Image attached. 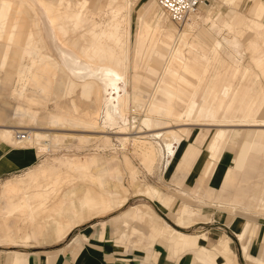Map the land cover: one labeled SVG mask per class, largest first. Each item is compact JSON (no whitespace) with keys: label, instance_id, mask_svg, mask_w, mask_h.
<instances>
[{"label":"bare ground","instance_id":"6f19581e","mask_svg":"<svg viewBox=\"0 0 264 264\" xmlns=\"http://www.w3.org/2000/svg\"><path fill=\"white\" fill-rule=\"evenodd\" d=\"M155 1L160 7L158 1ZM251 1L254 7L252 15L245 14L240 10L242 0H223V3L228 8L237 9V16L234 21L236 29L245 28L247 29L246 31L253 30L256 33L250 39V43H253L255 36L264 28V0ZM130 2V0H104L101 4L94 7L88 0H0L1 51L2 43L5 44L4 50L0 55V82L5 80L11 84L12 92H19L16 87L18 84L21 85V89L19 88L20 97L25 103L18 104L17 110L31 114V120L29 117L30 121H33L40 113L35 107L42 105V108L44 107L45 110H48L49 95L53 90L55 78L57 79L56 76L60 73L65 79H70V82L81 83L83 91L89 96L90 93H95L100 99L99 102L96 101L99 103V107H97L98 110L94 113V116L90 120H81L82 122L79 123L98 124V121L103 119V126H117L118 132L127 133L129 130L128 125L121 119L115 121V117L117 114H119L120 118L127 116L130 102L127 89V72L131 69L132 76L135 79H144L153 88V91L147 93L148 98H144L143 92L145 91L138 87V84L134 83L132 91L134 93L133 103L137 104L138 107L144 106L149 111L147 114L148 118L143 120L144 127H147V130L143 131V129H140L141 131L138 130L137 133L147 131L150 133L133 137H120L119 139L120 144L123 146L127 144L134 146L135 152L146 165L147 171L151 173L165 169L164 167L175 156L184 134L188 130V127L185 126L172 128L171 123L179 126V123H182L186 118L187 122L189 120L195 122L191 123V125L221 127L230 125H264V121L247 118L233 120L223 116L224 112L233 106L234 87H224L220 91H212L208 86L205 87L213 57L210 59L206 56L209 59V65L204 69L199 70L193 65V54L195 53L197 56L202 54L195 52L196 48L194 45L189 44L187 46L184 35L196 31L193 25H199L197 19L201 17V11L205 12V19L204 17L202 18L204 21H208L212 14H215L216 9L212 4L213 0L209 2L203 1L197 10L190 15L192 22L188 23L187 21L182 25L181 29H177V32H174L173 29L166 25L165 17L159 26H153L149 21H145L135 35L132 57H130L131 43L126 36L127 30L125 33L122 30L128 20L127 10L131 4ZM151 3L146 9L148 8L149 10L151 8ZM161 10L163 9L161 8ZM152 12L154 18L159 16L157 8H153ZM135 15L139 19L142 18V14L139 12ZM166 17L167 19L169 18L168 15ZM213 24L215 25L214 22ZM67 27L73 30H88L90 37H93V45L98 46H93L94 49L92 50V46L91 48L88 46L86 48V46L75 43L73 41L75 38L69 41V39L65 38ZM241 30L240 35L246 33L245 30ZM220 31L218 29L216 34H219ZM78 34H80V31ZM81 35L85 34L82 33ZM37 36H39V39H37ZM181 37L184 39L182 40ZM45 38L50 45H53V48L55 47L59 57H55V55L45 51L33 50L34 47L37 48V43L39 41L43 42ZM261 38L264 44V33H261ZM229 42L230 40L226 36L222 38L216 37L214 47L222 48L226 44L228 45ZM180 46L181 48H179ZM216 48H214L215 55L218 51ZM35 51L37 55H35L36 53L34 54ZM26 57L28 62L22 63L25 72L18 75V70L20 71L22 66L21 61ZM237 59L236 61H238ZM153 61H160L161 68L153 66ZM141 62H144L145 67L155 76L154 80L140 75L138 69ZM16 74L17 79L15 77ZM165 77L176 81V85L168 84L165 81ZM31 81L35 89L27 88ZM66 88L68 90V87ZM87 94L85 97H87ZM153 114H158V117L161 115L163 117L160 116L162 120L158 119V117L153 118ZM47 119L49 121L57 120L58 122L80 121L76 118L70 119L67 116L52 112L47 114ZM25 120L29 122L28 118H25ZM210 120L214 123H205V121ZM184 123L186 124V122ZM188 125L190 124L186 126ZM221 127L217 129L212 147H210L213 160L217 158L221 145L229 134L228 128ZM248 129L233 130L232 133H234V137L241 134L243 139L248 142L251 141L249 144H252L255 138L259 139V144H264V130ZM56 137L55 135L52 136L51 134L31 130L29 133L18 132V130L12 128H5L0 131L2 142L14 147H36L38 154L46 150L42 145L47 140L52 141L51 138ZM110 140L107 139V143H105L107 146L105 147L114 146ZM249 146L251 147V145ZM99 157V153L85 156L83 159L79 156H67L58 159L59 165L45 161L34 169L29 168L24 175L7 178L0 190L1 198H4L6 202L5 207H0V246L5 244L6 246L22 245L29 247L31 244H35V246L54 244L65 240L73 230L89 220L90 217H96L102 212L104 214V211H109L110 205L115 201L113 199L114 188H112L113 190L110 188V190L103 191L99 190L100 185H98L99 187L97 186V189H94L95 186L92 185V187L90 186L92 189L87 187V192H83L86 186L83 185L85 186L83 188L82 184H79V180L85 181L89 178V182L93 181V179H101L99 178L100 175L96 177L98 173L95 172V174L92 170L93 166L99 161ZM113 165L117 166V163ZM62 168L67 170L64 171ZM101 171L108 173L110 170L105 165ZM160 176L162 178V174ZM91 182L88 183V186L93 184ZM79 185L83 189H80ZM140 186V190H137L143 196H150L155 200L161 199L162 192L158 187L148 183H143ZM76 188L82 194L78 195V204L74 203L75 201L71 202L72 194L76 198L77 191L75 190L76 194L74 192L69 193L70 190L74 191ZM118 191L120 192V189ZM121 191L126 192L124 189ZM122 197L120 198L121 200ZM125 202L123 198L122 204ZM69 205H72V209H75V217V212H72ZM108 206L110 207L109 210H107ZM72 213L73 215L70 217ZM76 217H80V219L76 220Z\"/></svg>","mask_w":264,"mask_h":264},{"label":"rangeland","instance_id":"374dc122","mask_svg":"<svg viewBox=\"0 0 264 264\" xmlns=\"http://www.w3.org/2000/svg\"><path fill=\"white\" fill-rule=\"evenodd\" d=\"M130 1H131L130 2L131 4L129 5V8L127 10L128 20L126 24H124L125 26L123 25L124 28L126 29L122 28V30H124V33L127 30L126 36L127 38H129L130 43H131L130 44V57H132L133 41L135 39V35L138 32V30L141 29L142 24H144L145 21H149L150 24H152L153 26H159L161 22L163 21V18L165 17L166 19L164 18V21L165 20L167 21L166 25L170 27L171 29H173L174 32H177V29H181L183 27L182 25L179 26L177 23L173 22L170 18L167 19L166 17L167 14L163 10H161V8L156 4L155 0H130ZM220 1L213 0L212 4L214 5L215 9H218L219 2L223 3V0H220ZM150 3H151V6H150L151 8L148 10V8L146 9V7L149 6ZM252 4L253 2L251 0H242V3L240 5V10L245 14H249ZM153 8H157V11H159V16L157 18H154V15L152 12ZM221 11L223 12V15L226 14L228 12L227 7L226 6L221 7ZM137 12L142 14L141 16L142 18L140 19L137 18V16L135 15ZM201 14L204 15L205 12L201 11ZM204 19L200 20L199 25L198 24L193 25L194 28H197L195 31V34H198V32L201 31L203 28L208 29L211 26L213 21H215L218 25L223 27L227 20V17L226 16H223V17L217 16L214 18L212 17L211 20H208V21H204ZM191 22L192 20L190 17V19L188 20V23H191ZM241 29L245 31L247 30L245 28H241ZM161 30H162V27H161ZM79 31H80V34H78ZM82 33L85 35H81ZM261 33H264V28L261 30ZM222 34L223 36H227L231 39H233L234 37V32H232V30L230 29H224ZM80 35L83 37H81ZM185 35L184 37H186ZM65 36H66L65 38L69 39V41L75 38L73 40L75 43L82 45L84 47L86 46V48L88 47L91 48V46L92 47L94 46L92 42L93 37H90L91 35L88 30H73L67 27V34ZM245 37L248 39L253 38L254 33L248 30L243 38ZM37 39H39V36H37ZM181 39L183 40L184 38L181 37ZM4 47H5V44L2 43V46H1L2 51L0 50V55L3 52ZM94 47L92 48V50L94 49ZM34 48L33 50L45 51L47 53H51L55 55V57L57 56L59 57L57 51L55 50V47L53 48V45H50V43L46 40V38L44 39L43 42L39 41L37 43V48L36 47ZM179 48H181V46ZM206 53H209V52L206 51ZM34 54L37 55V52L35 51ZM225 58L229 60L230 57L228 58L225 57ZM241 60L243 61L244 67L252 65L250 52L247 48L243 52V58L241 57ZM27 62H28L27 57L22 59L21 61L22 66L20 67V71L18 70V75L19 73L23 74L25 72V68L23 67L24 66L23 64ZM229 62L233 64V67H236V63H234L233 59L229 60ZM152 63L154 64L153 66H155L156 68H159V69L161 68L160 61H153ZM202 63L209 64V60L203 59ZM218 65H219L218 60L214 59V61L212 62V69L208 75L205 87L210 82L212 76L215 73L217 74L219 70L222 69L221 65H219V67ZM138 71L140 75L144 77H150L153 80L155 78V76H153L150 73V71L145 67L144 62L140 63V67ZM132 75H133L132 70L129 69L127 72V82H128L127 89L129 92L130 102L128 105L127 116L124 118H120L119 114H117L115 117V121L121 119L123 122H125L128 125L129 130L127 133L118 132L117 126L116 127L115 126L105 127V125L103 126V119H100L98 121V124L79 123V122H82L81 120H85V119L90 120V118L94 116V113L98 110L97 107H99L98 102L100 99H98L99 97H97L95 93L93 94L90 93V96H89V94L83 91L81 83L76 82L77 83L76 84L72 81L70 82V79L68 78L65 79V77L63 75L61 76L60 73L59 75L56 76L57 79L55 78L56 81L54 82L53 90L51 91V94L49 95L48 110L47 109L45 110L44 107L42 108V105L35 107V109H38L40 113L37 117H35L33 121H30L31 114L24 113L22 110H17V108L15 109L16 105L25 103L24 101H22V97H20L21 92L19 88L21 89V85L18 84L19 87L18 86L16 87L19 92H12L11 84L7 83L5 80H3L4 83L0 82V131L5 128H12L14 130H18V132L20 131V132L29 133V131L31 130V131L51 134L52 136L54 135L57 136L56 138H51L52 141L47 140V142L44 145H42V147H45L46 150L41 152V154L39 153L36 159L34 160V162L22 165L21 167H18L12 171L0 174V190H1V187L4 181L7 178L24 175L29 170V168L34 169L35 167L43 164L45 161L51 162V163L54 162V164L59 165L58 163L59 158H65L67 156H70V157L79 156V157H82L83 159V157L90 156L91 154H95V153H99L100 157H99V161L96 163L95 166H93L92 170L94 171V173L95 172L98 173L96 177H99L100 175L99 178L101 179L100 180L93 179V181L91 180L92 182L91 181L88 182L89 178L86 179L85 181L79 180L80 185L82 184V186L83 185L86 186V188H84L85 186H83V188L85 189L83 192H87L86 189L88 188L92 189L91 188L92 185L95 186V188L93 186L94 189H97V186L100 185V187L98 186L100 188L99 190H103V191H106L107 189L110 190V188L111 190H113L112 188H114L115 190L114 196H113V199L115 201L112 204L114 206L110 205L111 208L108 206L107 210H109V208L110 210L107 212L104 211L105 215L102 212V214H98V216L96 215V217L95 216L90 217L89 220L85 218L87 221L83 222V224H80V226H78L75 230H73L65 240H62L54 244H44V245H36V246L35 244L34 245L31 244V246L29 247H25L22 245L21 246H9V245L6 246L5 244H3L2 246H0V255L9 256V255H12V251H17L18 253L53 251L61 246L66 245V243L73 241L77 237L78 238L76 240L78 242L83 243L84 241V244H85V242L90 240V235L92 234L91 230H93L94 228L101 227L102 226L101 221L108 220L109 222L112 221L113 228H117V227L119 228V230L116 231L118 235V241L121 238V233L124 232L126 233L125 235L126 238H124L123 244L127 245V247L130 244H134L133 246L134 248H136V250L137 248L139 250L140 249L143 250L149 245L151 241H154V239L152 238L153 227H160L161 229H164V228L168 229L166 226V223H168L172 228L179 230L188 235L207 232L209 235V239H210L209 242L207 241L209 246H211L212 244H215L220 239V237L224 235H228L231 238L230 246L233 250V253L236 255V260L238 264H258L256 262L248 260L245 257L242 246H241L242 245L241 241L237 238L236 236L237 232L232 228L231 221L234 218H241L245 221L250 220V222L254 226L256 225L255 231L248 232L246 244L247 246H249L248 252L251 256L262 257L264 259V212H262L261 209H256L255 207L254 208L252 207L250 210H245V209L242 210L243 208L239 207L237 212L230 211L229 208L228 209H222V208L218 209V208H215L216 207L215 205H213V204L218 203L219 200L217 198H212L207 193H203L204 190H202V192L197 195L190 189V186L194 185L195 182L198 183L203 178H205L206 167L205 165H202V162L204 160V157L208 158V154L210 153V149H209L210 144L208 143H209V140L212 136L214 129L215 128L219 129V127L221 126H212V125L199 126V125H194V124L191 125V123H195V122L193 121L191 122L189 120L188 121L189 123H188L186 118L182 123H179V126L175 125L174 123H171L172 128H179V127L185 126V127H189L190 131L194 133L199 132V128L201 127L203 133L206 135V137H201L198 141H196L195 144L198 148V153L194 156V158H192V160L190 161V164L186 166L184 169L180 171H176V172H175V166H174L176 160L173 161L172 165L167 170H163V171L157 170V172L155 171V173L148 172L146 165L142 162L137 152H135L136 150L134 149V146L132 144H127L124 146L120 144L121 143L119 139L120 137H133V136H140L142 134L145 135V133L147 134L150 133L148 131L137 133L138 130L141 131L140 129H143V131L147 130V127H144L145 124L143 120L145 118H148L147 114L149 113V111L144 106L138 107L137 104L133 103L132 98H133L134 93L132 91H133L134 83L138 84V87L142 88L145 91L143 92L144 98H148L149 96L147 93L153 91V88L147 82H145L144 79L137 80ZM15 77L17 79V74L15 75ZM165 81L168 82V84H172L174 86L176 85V81L169 79L168 77H165ZM32 83H33L32 81L29 82V85L27 86V88L35 89V86ZM15 85L17 84L15 83ZM238 85H239V79H236L235 86H238ZM122 86L125 87L124 84H122ZM257 86L258 88L260 86H263V89H264V78L263 77L261 78V81ZM66 87H68V90ZM86 94H87V97H85ZM95 107H96V110H95ZM50 112L67 116L70 119L76 118V119H79L80 121L69 120V121L58 122L57 120H54V121L50 120L51 121L50 122L49 119H47V114ZM157 115L158 114L156 115L153 114L152 116L153 118H157L158 117ZM160 116L161 115H159L158 119L162 120L163 117L161 116L162 117L161 118ZM29 117H30V120H29ZM25 118L26 119L28 118L29 122H27V120L24 121ZM184 122H186V124ZM205 123L210 124L214 122L210 120L207 122L205 121ZM187 124H190V125L186 126ZM221 128H229V129L241 128L242 129V128H249V127L225 126ZM253 128L255 127H252L250 129H253ZM107 139H111L110 141L112 142V144H114V146L112 145L111 147H105L107 146L105 144L107 143ZM1 141L2 139L0 138V163L2 162V160L7 158V154H8L7 151L9 149H16V148L19 149V147H14L12 145H8L5 142H1ZM186 142H189V141H186ZM240 146L241 144L227 145V147H231L233 149L229 150L230 158L226 160V163L228 165L225 169V173L222 174L220 178V182L217 185V188H221L222 184L225 183L228 172L232 170L233 167L236 166L235 160L232 158L238 152V150L240 149ZM34 149H37V148L34 147ZM180 152H181V148H179L178 156ZM253 154L254 153L251 152V155ZM224 155H225V150L219 153V156H221L220 160H222ZM8 162L9 164L10 163L13 164V161H11L10 159ZM116 163H117V166H114L113 164H116ZM258 164L261 167L260 170L252 171L249 178L246 180V182L244 181L243 183L241 180L244 178L243 170H233L234 178L232 179V182L231 181L228 182L230 184H228L227 187L232 191L235 185L240 182L244 185V187L247 190V194L249 195L253 193L254 189L257 188V185L260 187L264 186V177L260 175L261 170L264 172V157H262L259 160ZM105 165L109 167L110 171L108 173H103L101 171ZM5 167L8 168L7 165H5ZM62 169L64 171L67 170L66 168H62ZM200 170H201V173L197 176V172H199ZM160 174H162V178ZM211 177H212V172L207 174L206 180H210ZM87 182L88 183L91 182L93 184H89L88 186ZM143 183L154 185L161 190L164 196L172 197L173 204H171V207H166V206L161 205L160 203H157V201L150 196H147V197L143 196L142 193L139 191L141 188L140 185ZM178 183L182 185L180 188L178 187ZM82 186H80V189L82 188ZM117 188L120 189V192L118 191L119 189ZM121 188L124 189L126 192L121 191L122 190ZM181 188L186 191L185 194L181 192L182 190L180 191ZM78 191H79L78 188L74 189V191H71V190L69 191V193L71 192L77 193V194L75 193L77 195L76 198H74L75 196L73 197V194H72L71 202L75 201L74 203H77L79 201L78 195L80 196L82 194H80L79 193L80 191L79 192ZM120 193H121V196H123L122 200L120 199L121 198ZM255 194H257V191L255 192ZM83 195H85V193H83ZM123 198L127 202V203L125 202L126 204L125 203L122 204ZM248 200H249L248 197H245V199L242 201L243 204L244 203L246 204ZM5 205H6L5 199L1 198V194H0V207H5ZM137 205H140L143 208L144 213H147L150 218L149 217H146L145 219L136 218L132 220L131 227L135 226L138 228V231H139V232H133L131 230V227L128 228L123 225V221H124L123 217L130 218L136 212L135 207ZM180 206L182 207L188 206L189 209L191 210L194 209L198 213L196 218H199V219L196 220L195 223L192 224V226H190L189 228H183L175 224L174 214L176 212V209H178ZM69 208L72 209V205L71 206L69 205ZM211 210H214V211H211ZM72 212L74 213L75 209H72ZM85 212L87 213V215H89L87 211ZM67 213H69V211H67ZM73 213L71 214V216L69 215L70 213L68 215L72 217ZM75 214L76 212L74 213V217H75ZM113 217H116V219L119 220L120 223L118 224V226H116V223L115 224L113 223L114 221ZM154 217L159 219L158 224L153 219H151ZM202 217H209V220L201 219ZM75 219L79 220L80 217H76ZM155 242H161L164 244L168 243V241L162 237H158L157 240H155Z\"/></svg>","mask_w":264,"mask_h":264},{"label":"crops","instance_id":"0c3cea01","mask_svg":"<svg viewBox=\"0 0 264 264\" xmlns=\"http://www.w3.org/2000/svg\"><path fill=\"white\" fill-rule=\"evenodd\" d=\"M88 1L90 2V4H92V6L96 7L104 0ZM223 6L227 7V5H225L224 3L219 2L218 10L216 9L215 14H212L211 16V18L217 16H226L227 20L223 27L213 21L215 25L212 22L211 26L208 29L203 28L198 32V34H195V32H193L185 35L187 46L189 44L194 45L196 48L195 52L202 54L200 56H197L195 53L193 54V65L200 70L209 65L202 63L203 59H208L206 58V56H208L210 59L213 57L212 62L214 61V59H217L222 69L219 70L217 74L215 73L212 76L210 82L207 85L208 88H210L212 91H220L224 87H234L235 94L233 106L231 109L226 110L223 116L231 118L233 120L247 118L256 121H264V89L262 86L259 87L260 89L257 86L260 83L261 78H264V44L262 43L261 32L257 34V36H255L256 38L254 39V42L250 43L251 38H243L246 33L240 35L239 33L242 30L236 29L234 21L237 16V9L227 7L228 12L223 15V12L221 11V7ZM249 12V15L253 14V4ZM202 17H204V15H201V17L197 19L199 24L200 20H202ZM211 18L209 20H211ZM218 29H220L221 31L219 34H216V31ZM224 29L232 30V32H234V37L233 39L228 37L230 40L228 45L226 44L222 48H216L214 47L215 39L216 37H224L222 34V31H224ZM250 31L256 34L253 30ZM214 48L218 50L216 55L214 54ZM246 48L250 52L252 65L244 67L241 57L243 58V52ZM206 51L211 53H206ZM225 57H230L229 60L233 59L234 63L237 62L236 67H233V64H231V62H229V60H227ZM236 59L238 61H236ZM212 62L210 65L209 73L212 69ZM239 64L241 65L239 66ZM236 79H239L238 86H235ZM16 108L17 105L15 106V109ZM262 125L259 124L258 126L242 127H255L253 128L255 130H264V125ZM240 129L241 128H228V137L221 145L219 152L221 153L223 150H225V155L222 160H220L221 156H219L218 153L217 158L213 160L211 157L210 147H212V143L217 132V129H214L208 143L210 144V153L208 154L209 159L204 157V160L202 162V165H205L206 167L205 178H203L198 183L195 182L194 185L190 186V189L197 195L201 193L202 190H204L203 193H207L212 198H217L219 200L218 203L213 205H215V208L218 209L229 208L230 211L237 212L239 207L243 208L242 210H250L252 207H255L256 209H261V211L264 212V209H262L264 207V186L260 187L257 185V188L254 189L253 193L248 195L246 188L242 184L244 181L246 182L252 171L260 170L261 167L259 166L258 162L262 157H264V144H259L258 138H255L252 141V144H249L251 141L248 142L246 141V139H243L241 134L234 137V133H232L233 130L236 131ZM242 129L245 130L248 128ZM201 137H206L201 127L199 128V132L197 133L190 131V128L188 127V130L184 134L183 140L180 143L175 156L173 157L171 162H169L165 166L164 170H167L175 160V172L180 171L188 166L192 158H194V156L198 153V148L195 143ZM229 141L230 143H228ZM232 143L241 144L240 149L232 158L235 160L236 166L228 172L225 183L222 184L221 188H217V185L220 182V178L222 174L225 173V169L228 165L226 163V160L230 158L229 150L233 149L231 147H227V145ZM247 143L251 145V147ZM179 148H181V152L178 156ZM7 152V158L2 160V162L0 163V174L12 171L18 167H21L22 165L32 163L38 155L37 150L31 147L9 149ZM251 152H253L254 154L251 155ZM9 159L13 161V164H9ZM5 165H7L8 168H6ZM233 170H243L244 178L241 179L242 183H237L231 191L227 187V185L230 184L228 182H232V179L234 178ZM210 172H212V177L210 180H206L207 173L209 174ZM200 173L201 170L197 172V176ZM260 175L264 177V172L262 170L260 172ZM181 186L182 185L178 183V187L180 188ZM198 189L200 190L198 191ZM180 191L184 194L186 193V191L182 188L180 189ZM256 191L257 194H255ZM245 197H248L249 200L246 202V204H243L242 201L245 199ZM156 201L157 203H160L161 205L166 207H171V204H173L172 197L164 196L163 193L161 199H156ZM135 208L136 212L130 218L123 217V225L125 227H131L132 220L136 218L145 219L146 217H149L147 213H144L143 208L140 205H137ZM197 215L198 213L194 209L191 210L188 206H180L178 209H176V212L174 214L175 224L183 228H189L190 226H192V224L195 223L196 220L199 219L196 218ZM113 218V223H116V226H118V224L120 223L119 220L116 219V217ZM151 219H153L157 224L159 223L158 218L154 217ZM201 219L209 220V217H202ZM101 225V227L91 230L92 234L90 235V240L85 242V244L84 241L83 243L78 242L76 240L78 238L77 237L73 241L68 242L66 243V245L61 246L53 251L28 253H18L17 251H12V255H0V264H238L236 255L233 253V250L230 246L231 238L228 235L220 237V239L215 244L209 246L207 241L209 242L210 239L207 232L188 235L172 228L168 223H166L168 229L153 227L152 238L154 239V241H151L149 243V245L147 246L148 248L146 247L143 250H139L137 248L136 250V248H134L133 246L134 244H130L128 247L127 245L123 244L124 238H126V233L122 232L121 238L118 241V235L116 231H118L119 228H113L112 221H101ZM231 226L237 232L236 236L241 241V246L245 257L250 261H257L256 263L258 264L261 261L262 263L260 262V264H263L264 259L262 257H254L249 254V246H247L246 244L248 232L255 231L256 225L254 226L250 222V220L245 221L241 218H234L231 221ZM169 227L171 229H169ZM131 230L133 232H139L138 228L135 226H132ZM158 237L166 239L168 243L164 244L161 242H155ZM117 241L120 243H118Z\"/></svg>","mask_w":264,"mask_h":264},{"label":"built area","instance_id":"2783aa9c","mask_svg":"<svg viewBox=\"0 0 264 264\" xmlns=\"http://www.w3.org/2000/svg\"><path fill=\"white\" fill-rule=\"evenodd\" d=\"M163 11L179 26L185 24L203 1L210 0H157Z\"/></svg>","mask_w":264,"mask_h":264}]
</instances>
